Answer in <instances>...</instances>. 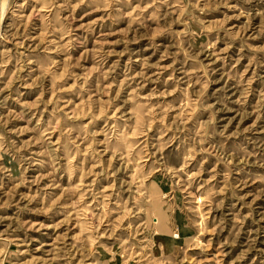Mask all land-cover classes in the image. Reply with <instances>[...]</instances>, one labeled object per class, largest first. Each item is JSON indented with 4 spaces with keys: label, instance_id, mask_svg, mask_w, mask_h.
Wrapping results in <instances>:
<instances>
[{
    "label": "rangeland",
    "instance_id": "1",
    "mask_svg": "<svg viewBox=\"0 0 264 264\" xmlns=\"http://www.w3.org/2000/svg\"><path fill=\"white\" fill-rule=\"evenodd\" d=\"M0 264H264V0H0Z\"/></svg>",
    "mask_w": 264,
    "mask_h": 264
}]
</instances>
